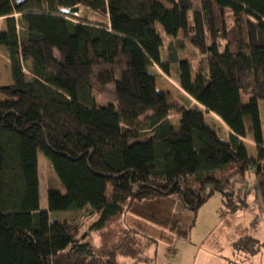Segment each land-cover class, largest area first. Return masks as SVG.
<instances>
[{
  "label": "trees",
  "instance_id": "16d2710c",
  "mask_svg": "<svg viewBox=\"0 0 264 264\" xmlns=\"http://www.w3.org/2000/svg\"><path fill=\"white\" fill-rule=\"evenodd\" d=\"M166 1L171 8L159 0H0V51L13 80L0 86V264H154V239L121 224L129 210L176 197L196 218L219 193L222 220L237 212L233 183L245 188L251 173L264 197V0H200L197 11L194 0ZM71 8L103 21L61 13ZM160 29L171 39L166 60ZM180 35L204 64L194 77L189 64L195 106L174 108L155 69L171 76L177 64L180 78ZM109 85L115 103H98L95 91ZM39 154L65 189L48 190V211L40 208ZM86 208L98 217L92 232L111 229L103 246L52 219ZM135 238L138 253L124 247ZM233 247L255 256L264 244L245 235Z\"/></svg>",
  "mask_w": 264,
  "mask_h": 264
},
{
  "label": "rangeland",
  "instance_id": "374dc122",
  "mask_svg": "<svg viewBox=\"0 0 264 264\" xmlns=\"http://www.w3.org/2000/svg\"><path fill=\"white\" fill-rule=\"evenodd\" d=\"M166 7L171 8V5L166 0H159ZM200 9V0H194L195 11ZM193 14L190 13V23L193 21ZM78 18L89 19L92 22L103 21L94 14L85 9H80ZM234 26V20L230 13H227V30H231ZM5 20L0 19V31H5ZM162 35L163 56H167L168 45L171 41L164 31L160 29ZM233 36V34H232ZM184 42V49H178L177 55L181 65V72L179 78L178 65H172L171 76L164 74L159 68H156L160 74V87H162L168 93V101L174 108H180L184 104H189V107L195 106V103L189 97L188 85L190 83V70L189 64L192 66V76L194 77L200 70V67L204 64L203 56L197 50L188 38L180 35L179 42ZM232 41V39H231ZM236 40L232 41L235 44ZM226 42L221 43L222 50L224 49ZM166 60V57H165ZM180 79V82H179ZM13 84L10 65L7 59V55L0 51V86H10ZM95 100L100 104L115 103L114 86L109 85L102 90L95 91L93 95ZM248 97H244L246 101ZM0 100H4V96L0 95ZM261 120L264 130V102H260ZM172 122H178L179 114L176 111H172L169 116ZM216 118L214 115H209L208 120ZM222 133V132H221ZM247 147L248 153L251 157L257 156L256 148L244 142ZM39 166V178H40V208L41 211H48V190L56 188L62 192H65L63 185L58 179L56 173L51 167L48 160L44 155H38ZM246 187L239 183H233L234 188V203L237 212L230 215H226V218L220 219L219 212L223 206L221 194L216 193L206 204H204L199 210L197 217L194 218L189 211H186L182 203L176 197L173 200L165 203H159L160 205H147L137 206L134 209L126 212L122 221L124 226L128 228L132 234H135L136 238L140 240H147V243L154 239L155 246L157 245L156 239H165L170 236H181L190 238L193 241H199L207 234L211 233L206 238V244L209 247H213V251L223 257L224 264H264V247L255 256L247 255L246 253L236 252L233 244L237 242L241 237L250 235L253 238L259 240L264 244V197L255 194L254 177L251 174L247 175ZM246 190H250L251 193L247 195ZM240 198L247 202V207L244 208V203L240 202ZM231 203V202H230ZM240 204V206H239ZM239 207L241 210H239ZM244 208V209H243ZM223 217V216H221ZM52 219L66 220L72 227L76 228L77 238L87 237V240L96 246L105 245L109 237V229L105 232H92L91 226L98 220V217L92 213L90 208H86L78 212H58L52 214ZM218 223L215 225V223ZM194 223V226L192 224ZM215 225V226H214ZM114 229L117 228L113 226ZM137 234V235H136ZM121 241L123 238L120 236ZM135 242L134 244L127 240V247L129 250L133 249L135 253L140 252L143 249V243ZM137 239V240H138ZM156 240V241H155ZM118 241V239H114ZM120 241V242H121ZM124 245V244H123ZM150 246V245H149ZM154 247V246H153ZM152 247V248H153ZM128 259V258H126ZM120 258V264H121Z\"/></svg>",
  "mask_w": 264,
  "mask_h": 264
},
{
  "label": "crops",
  "instance_id": "0c3cea01",
  "mask_svg": "<svg viewBox=\"0 0 264 264\" xmlns=\"http://www.w3.org/2000/svg\"><path fill=\"white\" fill-rule=\"evenodd\" d=\"M249 144L253 145L250 142ZM217 223L218 220L215 225ZM211 233L199 241L181 236L156 239L157 245L150 250V256L154 257V264H224L223 257L215 253L213 247L206 244V238ZM121 259V264H143L134 259L123 257Z\"/></svg>",
  "mask_w": 264,
  "mask_h": 264
},
{
  "label": "water",
  "instance_id": "95a60500",
  "mask_svg": "<svg viewBox=\"0 0 264 264\" xmlns=\"http://www.w3.org/2000/svg\"><path fill=\"white\" fill-rule=\"evenodd\" d=\"M26 1L27 0H15V3L18 5H21V4L25 3ZM61 13L64 15H70V16L77 17V15L80 13V10L78 8L62 9Z\"/></svg>",
  "mask_w": 264,
  "mask_h": 264
}]
</instances>
